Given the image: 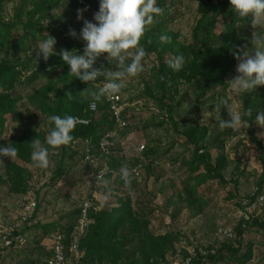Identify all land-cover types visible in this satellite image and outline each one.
<instances>
[{
  "label": "trees",
  "instance_id": "1",
  "mask_svg": "<svg viewBox=\"0 0 264 264\" xmlns=\"http://www.w3.org/2000/svg\"><path fill=\"white\" fill-rule=\"evenodd\" d=\"M79 1L84 4L79 5ZM141 1L0 0V135L4 133L7 117L18 128V131L12 130L14 133L11 136L0 140V160L5 162L11 157L29 165L35 146L45 145L48 153L59 156L47 182V185L53 186L66 173L63 164L66 157L78 156L79 161L84 163L79 147L88 142L89 155L100 168L107 167L120 173L128 167L144 163L145 173L149 176L154 173L159 158L157 143L145 149L142 159L123 154L117 142L110 155L100 153L99 142L115 130V122L98 83L89 81L90 57L82 51L80 33L93 21L94 28L90 34L93 40L124 48L120 56H101L98 63L103 71L101 80L109 79L107 75L116 73L121 76L131 74L132 63L126 55L130 48L139 50L148 58L153 57L147 75H137L142 89L136 98L151 100L157 115H151L141 126L134 127L135 118L131 115L134 108L128 107L127 101L124 115L127 127L118 130L116 137L132 131L146 134L149 129L169 127L183 138L182 147L187 153L186 157L178 156L172 160L179 170L188 171V177L177 193V203L185 210L195 207L202 210L207 203L199 196L198 189L208 182L217 181L232 185L233 195L230 198L236 200V210L240 208L242 199L251 200V193L255 197L264 194V142L257 139L253 128L256 120L264 123V85L257 83L264 77V54L253 63L255 66L239 97L241 118L246 124L243 134L257 152L261 165V172L254 173V189L241 195L238 177H244L245 172H239L237 165L229 181L221 174L228 166L224 145L238 135L231 123L229 102L226 101V91L231 87L229 76L244 55L246 45L251 43L237 33L243 19L231 7L238 0H187L196 3L188 38H182L170 28L173 23L171 11L177 0H147L145 4ZM249 1L243 0L242 3L253 10H264V0ZM9 4L11 14L7 12ZM59 6L62 10L53 17L52 10ZM219 21L220 28L217 30ZM68 26L72 27L74 37H65ZM114 83L116 85L117 81ZM122 87L116 91L119 95L126 93ZM189 95L194 97L193 106L190 105L184 117L178 116L179 105ZM24 99L28 108L21 103ZM92 103L96 111L90 109ZM208 103L223 104L211 129L196 122ZM77 121L86 123L79 124ZM44 122L48 131L41 132L39 127ZM211 150L217 151L216 158ZM84 165L91 170L89 165ZM4 170L5 180L2 181L8 185L9 193L25 195L29 192L32 173L26 167L9 162ZM155 179L160 181L159 176ZM135 186L136 177L133 175L127 182L121 174L114 179L105 177L102 192L108 190L116 196V206L91 214L92 223L80 243L84 252L80 264H160L166 262L168 255L176 254L175 246L183 236L172 231L163 235L151 234L145 204L132 202L129 197ZM163 190L164 185L160 183L159 192ZM36 206L31 224L38 211V201ZM180 211L181 208L175 209V215ZM78 215L79 208L72 213L71 224L59 226L56 222H35L23 227L21 234L26 229H33L45 238L57 231L68 238L77 224ZM233 230L234 239L219 245L215 254L207 257L208 264L222 263L227 259L231 264H250L253 259L252 244L245 243L244 236L251 231L264 233V208L252 221L239 223ZM22 246L13 244V248ZM179 252L182 258L188 256L185 249ZM198 260L195 259L192 264L198 263Z\"/></svg>",
  "mask_w": 264,
  "mask_h": 264
},
{
  "label": "rangeland",
  "instance_id": "2",
  "mask_svg": "<svg viewBox=\"0 0 264 264\" xmlns=\"http://www.w3.org/2000/svg\"><path fill=\"white\" fill-rule=\"evenodd\" d=\"M146 1L142 0L141 3L145 4ZM242 1L238 0L232 5L231 9L235 8L234 10L243 19V23L238 26L237 33L239 37L249 39L251 43L246 45L244 55L234 72L229 76L231 87L226 91V101L229 102L228 112L231 114V123L238 135L224 145V155L228 166L221 174L226 181H229L233 178L235 167L238 165L239 172H245L244 177H238V191L239 194L244 195L254 189V173L261 172V165L257 158V152L243 134L246 124L241 118L239 97L242 87L249 79L255 66L253 63L258 62L259 57L264 54V10L250 9L243 5ZM255 1L257 0H250L249 3H255ZM195 8L196 3L194 2L177 0L175 8L171 11L173 23L170 28L179 33L182 38H188L190 35V26L193 23ZM61 10L62 7L59 6L52 10L51 15L55 17ZM7 12L11 14V4L7 6ZM217 27V30H219L220 21ZM126 55L132 63L131 74L121 76L116 73L107 76L109 79L117 81L116 91L123 85L122 89L126 93L122 94V98L125 103L128 101V107L134 108V112L131 113L132 117L135 118L132 125L135 124L134 127H138L141 126L143 121H148L151 115H157V110L151 100L136 98L142 89L138 83L137 75H147L153 57L148 58L139 50L131 48ZM257 83L264 85V77L260 78ZM129 99L132 101L129 102ZM203 101L205 102V99ZM21 103L24 108H28L25 99ZM193 103L194 97L189 95L179 105L180 112L178 116L184 117L187 110L191 108L190 105L193 106ZM222 106L221 103L219 105L208 103L202 109L203 112H200L201 114L196 118V122L211 129L214 126V121H216V113L221 110ZM6 119L4 133L0 135V140L11 136L14 133L12 130L18 131L16 123L11 122L9 117ZM253 128L257 139L264 142V123L256 120ZM39 130L41 132L48 131L47 123H41ZM146 137H149L150 140L148 141ZM47 140H50V138L47 137ZM115 142H117L123 154L132 155L133 158H136V147L144 145L147 149L150 145L155 146V143L158 144L157 155L159 158L156 160L154 173L149 176L142 168L136 177V186L129 194L132 202L139 201L138 203L145 204L151 234L163 235L168 231H172L181 234L183 238H192L199 247L208 248L217 245L218 241L214 236L216 227L220 225L230 226L233 221L236 200L230 198L233 195L232 185H223L217 181L208 182L198 189L199 196L204 199L207 206L202 210L199 207L185 210L183 205L177 203V193L188 177V171H181L178 165L172 164V160L178 156L179 158L183 155L187 156L182 147L184 143L182 137L176 135L169 127H165L160 130L149 129L146 134L142 131L128 132L120 137L117 136ZM167 149L171 150L166 152ZM210 152L214 157L217 155L215 150ZM58 161L59 156L48 153L45 145L41 144L35 146L32 163L29 165H25L11 157H8L5 162L0 160V223H13L21 213L22 206L33 197L37 198L38 211L32 224L35 222L42 224L56 222L59 226H66L72 223V213L79 208L81 202L90 193V171L85 168L84 163L79 161L78 156L66 157L63 162L66 173L62 180L56 185H47ZM9 162L26 167L32 173L30 190L27 194L13 195L9 193L8 185L2 181L5 180L4 166ZM156 176L160 177L159 182H156ZM160 183L164 185L162 192H159ZM43 184L45 185L43 186ZM109 185L112 186L111 183ZM101 194L106 204V210L116 206V196L111 195L110 191L105 190ZM178 208H181V211L175 215V209ZM23 236L24 245L21 248L16 247L9 250L7 256L0 260V264H45L49 251L48 245H50L46 237H42L40 233L33 229L24 230ZM244 242L252 244L253 259L250 264H264V233L248 232L244 236ZM175 247L178 251L181 250L179 244ZM181 259L180 253L178 256L170 254L167 256L166 262L170 264L179 262ZM218 264H231V262L227 259L225 262Z\"/></svg>",
  "mask_w": 264,
  "mask_h": 264
},
{
  "label": "built area",
  "instance_id": "3",
  "mask_svg": "<svg viewBox=\"0 0 264 264\" xmlns=\"http://www.w3.org/2000/svg\"><path fill=\"white\" fill-rule=\"evenodd\" d=\"M84 3L79 1V5ZM94 22L90 21L89 25L84 27L80 33V40L82 44V51L87 53L90 57L91 72L89 74V81L91 83H98L97 86L101 88L104 94V102L107 105V109L111 113V117L115 122V130L106 134L99 142V150L105 156L111 154V149L114 147L116 133L118 130L125 129L127 123L125 122V110L127 104L116 92V85L112 79L101 80L103 71L98 65L101 56L105 54H113L115 57L124 53V48L121 46H114L110 44H103L96 42L90 36L93 32ZM73 36V29L71 26L67 27L65 37ZM74 37V36H73ZM92 111H96L94 103L90 105ZM79 124H85L86 122L77 121ZM88 142H84L79 147L80 153L84 155V163L91 168L89 176V186L91 187L88 197L83 200L79 206V215L77 224L73 229L71 235L67 238L62 232L50 233L46 240L50 244L49 257L46 259L45 264H80L84 256L83 250H81L80 243L88 233L91 225V214L105 209V202L102 198V183L107 176H111L112 179L121 176L124 181L127 182L128 178L133 175L138 176V173L143 168L144 163L138 164L136 167H128L126 170L114 172L107 167L100 168L99 164L93 156L89 155L90 147ZM76 145V144H74ZM145 151L144 145H140L135 148V156L142 159V154ZM251 200L242 199L240 201V208H237L234 212L233 221L230 226L220 225L215 229L214 236L218 241L217 245L211 247V249L205 247H199L192 238H181L179 246L181 249H185L187 257L182 258L179 262H173L170 264H192L195 259H199L196 264H208L207 257L214 255L219 245L222 243L230 242L234 239V228L239 223L250 222L253 218L259 216L264 208V194L255 197L254 193L249 195ZM101 198V199H100ZM36 200L35 197L31 198L21 208V213L13 223H0V260L7 256L8 251L14 249L13 244H19L22 246L24 243L21 230L25 226L31 225V220L36 212ZM244 228V225L242 226ZM67 240H69L67 242ZM67 242V244H66ZM179 251H176L175 256L179 255ZM160 264H169L167 262Z\"/></svg>",
  "mask_w": 264,
  "mask_h": 264
},
{
  "label": "crops",
  "instance_id": "4",
  "mask_svg": "<svg viewBox=\"0 0 264 264\" xmlns=\"http://www.w3.org/2000/svg\"><path fill=\"white\" fill-rule=\"evenodd\" d=\"M23 235H24V234H23ZM23 239H24V236H23ZM24 242H25V241H24ZM48 246H49L48 249H50V245H48ZM20 248H21V247H20ZM48 257H49V251H48ZM48 257H47V258H48Z\"/></svg>",
  "mask_w": 264,
  "mask_h": 264
}]
</instances>
